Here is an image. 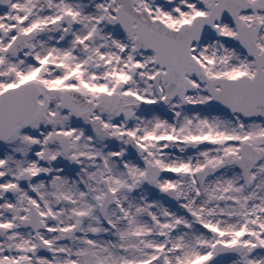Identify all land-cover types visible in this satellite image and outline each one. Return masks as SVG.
I'll list each match as a JSON object with an SVG mask.
<instances>
[{"label": "snow or ice", "instance_id": "1", "mask_svg": "<svg viewBox=\"0 0 264 264\" xmlns=\"http://www.w3.org/2000/svg\"><path fill=\"white\" fill-rule=\"evenodd\" d=\"M0 264H264V0H0Z\"/></svg>", "mask_w": 264, "mask_h": 264}]
</instances>
